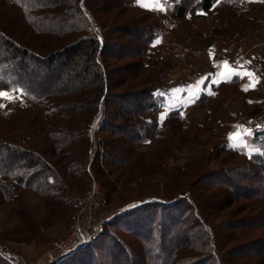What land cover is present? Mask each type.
I'll list each match as a JSON object with an SVG mask.
<instances>
[{
	"label": "trees",
	"instance_id": "1",
	"mask_svg": "<svg viewBox=\"0 0 264 264\" xmlns=\"http://www.w3.org/2000/svg\"><path fill=\"white\" fill-rule=\"evenodd\" d=\"M169 1L171 15L166 18L134 0H0V92L21 95L13 102L0 99V214L26 217L30 208L25 197L34 195L73 216L82 205L89 172L104 180L102 187L114 185L121 182L117 170L143 154L138 146L163 139L166 132L192 129L179 109L170 110L167 126L158 119L170 69L149 58L156 31L205 18L210 11L220 19L208 45L248 35L259 26L254 17H243L249 0ZM109 58L130 61L111 68ZM260 72L264 77V68ZM205 101L198 99L194 106ZM261 111L256 107L249 114ZM100 116L96 144L93 125ZM107 131L114 138L104 135ZM250 141L260 144L243 154L254 172L243 175L250 184L228 177V188H219L264 207V129L256 130ZM231 148L225 144L221 150L233 152ZM210 176L202 177L212 180L213 188L216 178ZM195 187L187 183L179 194L166 189L160 196L131 202L138 205L114 214L96 236L54 264H232L249 256V249L264 255V236L247 238L245 230L254 229L252 220L229 221L221 234L210 221L224 201L208 188H203L208 199H201ZM238 195L228 194L227 207ZM118 230L130 234L128 242ZM29 232L16 226L5 231L19 238ZM242 239L248 240L244 246L238 244ZM5 247L0 241V264H14L2 255ZM81 254H86L82 262L77 260Z\"/></svg>",
	"mask_w": 264,
	"mask_h": 264
},
{
	"label": "rangeland",
	"instance_id": "2",
	"mask_svg": "<svg viewBox=\"0 0 264 264\" xmlns=\"http://www.w3.org/2000/svg\"><path fill=\"white\" fill-rule=\"evenodd\" d=\"M134 1L140 6L137 0ZM160 6L163 10L155 7L151 10L168 18L171 15L170 1L160 0ZM205 15V18L190 19V21L187 20L180 24L172 23L170 30L158 29L149 49L150 59L157 60L160 67L162 64H166L167 69H170L167 83L161 90L163 106L158 116L160 123L163 126L169 124L167 116L172 108L169 105L172 106V104L167 98L168 91L179 90L172 93L175 99H181L173 109L177 108L181 111L183 122L190 125L192 129L179 130L176 134L169 130L170 132H166L163 139L145 142L138 146L137 149L143 154L134 155V161L126 169L117 170V173L118 171L122 172L121 182L114 185L112 183L109 187H102L101 183L104 180H98L95 173L89 172L81 197L82 205L73 216H71L73 213L67 216L61 206L50 204L48 199L40 203L36 196L26 195L25 199L30 208V211L26 212V214L28 213L26 217L15 219L11 212L0 214V241L6 245L1 253L6 259L14 264H34L45 259L48 252L56 247L59 239L74 227L84 205L86 212L83 213L82 211L81 216H87L91 221L90 229L91 237H93L103 230L104 222L111 219L114 214L127 211L130 207L138 205L137 203L130 206L131 202H140L150 196H160L166 189L170 192L174 191V194H179L182 191L180 188L187 183L196 186L195 191L201 199H208L209 193H215L224 201V206L216 213L214 220L211 219L210 221L221 229L219 230L221 234H224L225 225L229 221L231 224H235L238 220L250 219L248 221L254 222V229L245 230L247 238L254 237L257 239L264 236V207L256 204L255 201L258 200L240 197L235 191L223 190V188H228L226 184L228 177H230L231 182L242 179L244 185L250 184L249 180L243 179V175H253L254 172L250 171L249 166L247 168L246 156L243 154L247 150L258 149L260 144L250 141V139L256 130L264 129V77L260 72V69L264 68V1L249 0L246 15H243L247 20H251L253 17L257 20L256 26H259L257 30L238 38L225 36L227 39H217L216 42L209 43V45L207 40L213 38L211 34L219 24L220 18L214 11L207 12ZM113 36L112 33L108 34L110 38ZM120 44L118 42V45ZM215 44L218 46H215L213 50L210 49ZM210 52L212 53L211 56ZM128 61L130 60L117 61L109 58L108 65L111 68H116ZM223 61H227L229 65L238 68V70L244 67V71L255 73L259 82L255 83L254 87H249L247 91L244 90L245 86L249 84V77L246 75L240 79V82L235 79L233 84H228L224 77L220 78L219 76L218 78L217 75L218 68H221ZM248 61L251 63H246ZM241 62L243 67H240ZM207 75L208 78L206 79ZM201 78L203 82L206 80L207 86L204 87L200 84L201 89L199 88L197 91V87H195L193 91L196 92V95L193 91V93H186L183 97L181 94H177L180 90L189 91L193 89L194 87L191 86L196 85ZM213 80L216 83H213ZM204 91L208 95L203 94ZM5 93L12 97H19L18 99L21 100L19 92ZM201 98H205L206 101L194 106L196 101ZM4 100L9 101L7 98ZM256 107H261L262 111L257 115L249 114ZM110 109L118 111L116 106L111 105ZM165 112L167 114L161 122L160 117ZM102 121L100 116L93 125V139L96 140V144L98 143L96 138L99 136L98 132L102 126ZM111 122L113 123V120L110 119ZM237 125L242 126V131L243 129H251V136H244L247 147L237 150L230 147L233 152L222 151L221 148L223 149L225 144L229 146V136L226 135V132H234ZM104 135L114 138L111 131L105 132ZM96 144L91 153L89 165H91L97 151ZM209 174L213 176L212 178H216L213 181V188H209L212 180L209 181L202 177ZM93 182H96L98 186L95 200H93L96 203L93 206H87L88 201L85 199L92 191ZM203 188H208L209 193H204ZM228 194L238 195L235 197L236 202L229 207H227V203H229ZM126 219L130 220V218ZM258 222L261 223L259 226H257ZM125 224L124 221H120L118 225L125 227ZM14 226L20 227L23 233L27 228L30 232L21 233L24 238H19L18 235L12 233H5L6 229L12 230ZM119 232L122 233L125 230H118L117 233L120 234ZM129 235L120 234L124 241L129 239ZM91 237L89 239H92ZM246 241L248 240H239L238 244L244 246ZM138 242L140 243V241ZM230 249L226 248V251H230ZM247 251L249 256L233 259L230 263L264 264V255L252 253L250 249ZM255 251H257L256 248ZM85 255L81 254L77 260L82 262ZM60 258L61 256L57 255L52 262L47 263L54 264Z\"/></svg>",
	"mask_w": 264,
	"mask_h": 264
},
{
	"label": "built area",
	"instance_id": "3",
	"mask_svg": "<svg viewBox=\"0 0 264 264\" xmlns=\"http://www.w3.org/2000/svg\"><path fill=\"white\" fill-rule=\"evenodd\" d=\"M92 191L86 196L87 206H93L96 203L95 197L98 191V186L96 182H93ZM86 212V206L84 205L81 212ZM81 212L79 213L77 220L74 223V227L64 235L62 238L59 239L57 245L53 250L49 251L48 254L45 256L46 258L43 260L38 261L34 264H48L47 262L53 261L55 256L60 255L61 257L67 253L68 251L74 249L76 246H81L87 243L88 239L92 236L91 234V221L87 216H81ZM90 232V233H89ZM48 259V260H47ZM50 262V263H51Z\"/></svg>",
	"mask_w": 264,
	"mask_h": 264
},
{
	"label": "snow or ice",
	"instance_id": "4",
	"mask_svg": "<svg viewBox=\"0 0 264 264\" xmlns=\"http://www.w3.org/2000/svg\"><path fill=\"white\" fill-rule=\"evenodd\" d=\"M137 3L141 7L150 8V9L155 7L159 10H163V8L160 6V0H137ZM157 43H159V41H157ZM211 55L212 53L210 52V56ZM246 63H251V62L248 61ZM222 64L231 71L232 75L240 76L241 78H243L244 75H247L249 77V84L245 86V89H244L245 91H247L249 87H254L255 83L259 82V78L256 77L255 73L253 72L245 70L244 73L242 74L239 71H236L231 65H229L227 61H223ZM240 67H243V65H241ZM217 75L219 76L221 75V73L218 72ZM231 78H232L231 75L225 76L226 81L230 82ZM202 83H203V79L198 81L196 85H193L191 87H194V88L198 87ZM213 83H216V81L213 80ZM209 94H212V93L209 92ZM2 98H7L9 102H13L15 99H18L19 97H12L8 93L0 92V99ZM0 107H4V105L0 104ZM166 114L167 113L165 112L164 114L161 115L160 117L161 122L164 120ZM235 128L236 130L232 134H230L228 137L229 147H232L234 150L247 147V143L244 140V136H251L252 134L251 129H243L242 131V126H239V125L235 126Z\"/></svg>",
	"mask_w": 264,
	"mask_h": 264
},
{
	"label": "crops",
	"instance_id": "5",
	"mask_svg": "<svg viewBox=\"0 0 264 264\" xmlns=\"http://www.w3.org/2000/svg\"><path fill=\"white\" fill-rule=\"evenodd\" d=\"M217 47L218 46V44H215L214 46H212L210 49H214V47ZM246 64V63H245ZM244 64V65H245ZM241 65H242V62H241ZM237 66V65H236ZM244 68V67H243ZM243 68L242 69H240V70H238V68H234L236 71H239L240 73H244V70H243ZM218 71L221 73V75H219L220 76V78H222V77H224L225 78V76H228V75H231L232 76V78H237V80H239V82H240V79H242L240 76H236V75H232V73H231V71L226 67V66H224V65H222L221 66V68L219 69L218 68ZM219 76H218V78H219ZM247 76V75H246ZM243 77H245V75L243 76ZM208 78V75L206 76V79ZM231 78V79H232ZM201 80H202V78H201ZM200 81V80H199ZM206 81V80H205ZM205 81L202 83V85H204V87H206L207 85H206V83H205ZM228 82V81H227ZM171 87V86H170ZM169 87V88H170ZM201 87H203V86H201ZM182 88V87H181ZM200 88V85L196 88V91L198 90ZM195 88H193V89H190L189 91H183V90H180V92L179 93H177V94H181V96L183 97L186 93H193ZM201 89V88H200ZM210 89V88H209ZM193 91V92H192ZM177 91H173V90H169L168 91V95H167V98H168V101L170 102V104H172V106L171 105H169L170 107H172L170 110H173V107H175L177 104H178V102H180V98H179V100H177V99H175V96L174 95H172V93H176ZM203 94H205V95H208L207 93H206V91H204V92H202ZM170 95V96H169ZM194 95H196V92H194ZM200 96V95H199ZM198 96V97H199ZM166 98V99H167ZM174 109H177V108H174ZM234 118H235V116H234ZM233 132H230V131H228V132H226V135L227 136H229L230 134H232Z\"/></svg>",
	"mask_w": 264,
	"mask_h": 264
}]
</instances>
